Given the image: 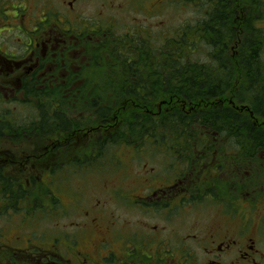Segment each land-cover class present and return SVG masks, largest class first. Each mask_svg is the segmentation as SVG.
<instances>
[{
	"label": "rangeland",
	"instance_id": "rangeland-1",
	"mask_svg": "<svg viewBox=\"0 0 264 264\" xmlns=\"http://www.w3.org/2000/svg\"><path fill=\"white\" fill-rule=\"evenodd\" d=\"M244 1L234 0L235 7L231 18L236 28L242 18L241 6H244ZM193 2H182V0H0L1 12H6L8 15L3 22L5 25H0V47L6 53L14 52L16 56H20L25 50L28 35L36 31L32 29L39 24V29L42 30L50 19L59 24V27L70 30L68 32L71 34L70 37L78 36L81 39L79 33L85 29L86 32H82V38L83 40L87 38V54L89 55L90 52L99 54V64L94 67L97 69L98 78L94 79L95 83H92L91 88L94 89L97 85L98 97L110 100L115 98V94L105 89H115L117 79L113 82V79L107 75V71H112L114 67L110 68L107 64L106 55L110 52V47L108 49L102 44L103 37H114L117 43L123 40L128 52H134L138 48L136 42L139 45H146L148 50L147 43H151V48L158 47L165 35H171L179 28L183 29L187 24L194 25L203 19L206 13L205 6H200L199 1ZM16 13L21 15V19L17 15L14 16ZM257 27L264 33V18ZM97 30L99 34L93 35V32ZM239 30L238 39L241 41L243 29ZM80 42L74 38L71 40L74 47L78 46L77 53H81ZM231 46L229 54L237 56L235 37ZM145 48L139 49V52H144ZM134 56L133 54L132 57ZM262 57L264 59V50ZM77 62L83 63L85 60L77 59ZM87 72L86 68V74H84L86 78L82 82H76L77 88L88 78L92 80V75ZM89 72L93 71L89 70ZM242 75L238 70L236 85L231 93H227V96H235L234 94L241 89V82L244 81ZM62 76L61 82L66 81L67 72L63 70ZM21 78L22 81L19 78V82H16L14 77H8V83L17 85L14 86L16 89L11 93H5L7 97L0 94V131H2L0 165L5 175L15 178L27 194L26 198L16 203L14 208L11 202L7 205L6 202L1 203L0 211L4 207L6 210L0 213V246L4 241V245L24 246L23 240L15 238L17 235H22L21 238H30V243L36 244L39 237L42 239L46 235L45 238H47L50 234L59 236L66 232L69 236L75 235L80 238L83 243L79 245V248L89 255L91 262H99V237L108 240L117 232L128 234L137 231L146 236L151 234L152 225L157 227L163 225L165 228L160 234L168 241L170 249L178 250L186 247L193 254L191 262L206 264L209 258L201 246L206 245L203 239L208 229L210 234L217 230L220 224L219 209L213 204L203 205L201 208L186 207L188 214L184 216L180 213L174 214L166 219L162 211L152 210L150 213H145L132 203L129 205L128 202L118 201L114 197V187L121 183V185H129L140 193L147 185L144 171L153 174L157 180L152 182L158 185L163 179L160 178L161 174L168 173L166 171L169 168L171 170L172 168H244L247 186L244 194L250 201L244 204V210H247L248 219L253 220L250 225L251 230L255 228V225L256 231L259 229L254 237V245L261 253H264V218L261 227L258 228L259 218L264 214L263 151L260 152V157L253 154L246 156L238 150L237 146L236 150L230 148V138L227 135L218 136L213 141L206 140L201 149H196L193 147L192 139L181 143L174 138L177 135L169 132L164 144L170 145V150L176 153L174 151L152 152L146 148L143 152H139V147L143 144L139 146L140 140H135L137 135L123 134L119 137L122 139H113V133H116V130H111L99 134V138L108 137L110 140L107 142L108 154L99 160V151L96 153L99 149L98 140H95L96 135H92L94 133L91 131L86 133L77 131L80 139L75 140L77 137L65 138L66 134L59 131L52 135H43L30 127L29 121L31 116H34L36 108L45 102L50 105L52 98H49L50 95L45 96V99L37 95L40 88ZM108 81L111 82L107 83ZM14 95L15 99L11 98ZM8 99L12 102L8 103ZM234 101L237 102V100ZM102 104L101 101L99 105ZM65 105L62 110H66L67 117L72 124H75V127L79 125V128H86L90 123H94L90 120L95 119L96 108L89 111L87 107H78L76 103L69 101ZM141 115L146 116L144 113ZM132 119L133 114L131 116L125 114L121 117L124 123ZM119 125H116V128H119ZM199 137L198 135V139ZM198 139H194L195 143ZM116 140L119 141L116 142ZM102 143L106 144L105 139L101 140ZM55 147L56 150H54ZM231 150L236 152L232 153ZM178 152H181V155ZM54 165L58 169H53ZM232 189L234 194V188ZM34 202L39 204L34 206ZM233 212L235 213L236 210ZM99 214L104 217L100 222ZM91 218L98 221H90ZM84 226L85 230L82 228ZM197 227L204 229L201 232V243L191 238ZM160 234L157 233V235ZM67 235L66 245L68 246L69 243L74 242V239ZM2 249L4 248H0L1 256L6 257L7 253L10 254L8 250L1 251ZM230 256L234 259L236 252L233 251Z\"/></svg>",
	"mask_w": 264,
	"mask_h": 264
},
{
	"label": "trees",
	"instance_id": "trees-1",
	"mask_svg": "<svg viewBox=\"0 0 264 264\" xmlns=\"http://www.w3.org/2000/svg\"><path fill=\"white\" fill-rule=\"evenodd\" d=\"M195 1L205 6L203 19L194 25L187 24L171 35L164 34L158 47L151 48V43H147L148 50L146 45L136 42L138 48L128 52L123 40L117 43L114 37H103L102 44L108 49L110 47L106 55L107 64L110 68L114 67L112 71H107V75L113 82L117 79L116 88L105 91L114 93V99L99 98V87L96 85L94 89L91 88L94 79L98 78L94 67L99 64V54L90 52L91 59L87 60L86 68L92 80L87 77V81L78 88L75 85L74 89H77L71 91L61 85L38 89L37 95L44 99L50 95L52 99L50 105L45 102L36 108L29 121L30 127L43 135L59 131L66 134L65 138L77 137L75 140L80 139L77 131H91L94 133L92 135H96L95 140H98L99 149L96 153L99 151V160L108 154L109 140L108 137L99 138V134L111 130H116L113 139H122L119 137L123 134L137 135L135 140H140L139 146L143 144L139 152L145 148L152 152L174 151L170 150V145L164 144L168 133L173 132L177 135L174 138L181 143L192 139L196 149H201L206 140L213 141L218 136L227 135L230 148L236 150L237 146L246 156H259L260 152H264V33L257 25L264 18V0L244 1V6H241L242 18L237 28L233 26L231 18L234 0H182ZM240 28L243 29L241 41L238 39ZM97 34L98 30L93 32V35ZM234 37L237 56H231L228 52ZM140 47H146L144 52H139ZM238 70L244 78L241 89L235 96H227L236 85ZM84 74L86 70L82 76L72 73L66 82H82L86 78ZM99 100L103 102L102 105H99ZM68 101L76 103L78 107H87L89 111L96 108L95 119L90 120L94 123H90L88 128L75 127L67 117L66 110H62ZM7 102L12 101L8 99ZM142 113L146 116L143 117ZM125 114H133L132 121L122 122L121 117ZM116 125L120 127L116 128ZM195 138L198 139L196 143ZM103 139L106 144H101ZM178 153L181 155V152ZM53 167L58 169L55 165ZM1 168L0 165V209L2 202H6V205L11 202L14 208L16 203L26 198L27 191L15 178L6 176ZM38 204L34 202V206ZM5 210L4 207L0 213ZM4 244L5 241L0 248L8 250L10 254L15 248L24 247Z\"/></svg>",
	"mask_w": 264,
	"mask_h": 264
},
{
	"label": "flooded vegetation",
	"instance_id": "flooded-vegetation-1",
	"mask_svg": "<svg viewBox=\"0 0 264 264\" xmlns=\"http://www.w3.org/2000/svg\"><path fill=\"white\" fill-rule=\"evenodd\" d=\"M16 15L21 19V15L16 13L14 16ZM7 18V13L1 12L0 9V25H5L3 22ZM39 28L37 24L32 29L36 31L28 35L25 50L20 56H16L14 52L6 53L0 47V94L5 96V93H11L16 89L14 86L17 85L8 83V77H14L16 82H19V78L22 81L23 77L25 82H32L40 89L61 85L65 86V90L71 91L76 87L72 86L75 84H70V81L61 82L62 71H66L67 76L72 73L82 76L86 70L87 60L91 59V55L87 54V38L84 40L82 38V32L86 30L83 29L79 33L81 39L78 36L70 37L71 34L68 33L70 30L59 27V24L51 19L42 30ZM72 38L81 41L79 45L81 53H77L78 46L74 47L71 44ZM77 59L85 62L79 63ZM13 97L15 95L11 96ZM1 170L3 171L2 168ZM166 172L168 173L161 174L160 178L163 179L157 185L152 182L156 177L144 171L147 185L140 193L129 185L121 183L115 185V199L128 202L129 205L132 203L145 213L152 210L162 211L166 219L174 214L180 213L181 216L188 214L186 207L201 208L203 205L213 204L220 211L221 221L217 230L209 234L208 229L205 233L203 240L206 245L201 247L209 258L206 264H264V253L254 245V237L259 229L256 231L255 225L251 230L253 220L248 219L247 210H244V204L250 202L244 194L247 187L244 168H172V170L169 168ZM103 218L99 214V222ZM263 218L264 214L259 218L258 228L261 227ZM91 220L98 221L95 218ZM151 227V234L146 236L137 231L128 234L117 232L108 240L99 237V262H91L89 255L79 248L83 243L80 238L75 235L69 236L66 232L59 236L50 234L47 238L44 235L42 239L39 237L36 244L30 243V238H21L22 235H17L15 238L23 240L24 247L15 248L16 250H13L12 254L7 253L6 257L0 255V264H196L191 262L193 254L186 247L178 250L168 247V241L160 234L165 228L163 225ZM82 228L86 229L85 226ZM203 230L197 227L191 238L201 243ZM66 235L74 239L68 246ZM233 251L236 252V257L231 259Z\"/></svg>",
	"mask_w": 264,
	"mask_h": 264
}]
</instances>
